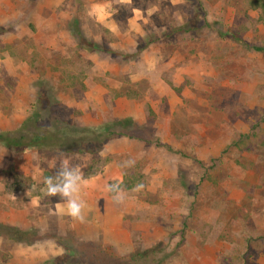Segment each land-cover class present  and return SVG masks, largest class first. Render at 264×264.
Instances as JSON below:
<instances>
[{
  "label": "rangeland",
  "instance_id": "374dc122",
  "mask_svg": "<svg viewBox=\"0 0 264 264\" xmlns=\"http://www.w3.org/2000/svg\"><path fill=\"white\" fill-rule=\"evenodd\" d=\"M41 108L129 136L94 156L0 145V218L11 192L42 201L23 241L0 229V264L55 242L93 264H264V0H0V131ZM62 159L102 169L84 223L47 206ZM117 183L121 204L106 190Z\"/></svg>",
  "mask_w": 264,
  "mask_h": 264
},
{
  "label": "trees",
  "instance_id": "16d2710c",
  "mask_svg": "<svg viewBox=\"0 0 264 264\" xmlns=\"http://www.w3.org/2000/svg\"><path fill=\"white\" fill-rule=\"evenodd\" d=\"M75 36L77 38V44L82 50L86 52L103 51L99 43L93 42L91 44H86L80 35L76 34ZM107 52L112 54L111 50ZM41 98L42 93L38 95L39 102ZM45 112L46 110L44 108L39 109L34 115L29 116L13 132L0 131V145L13 152L24 153L33 149H55L70 154L94 156L100 153L104 145L114 137L122 135L129 136L122 131L120 132L107 126H81L59 119L56 116H52L49 119L48 113ZM128 124H130V128L134 127L133 122L129 119L120 121L114 127L119 126V128H126ZM131 136L132 138H136L134 135ZM136 139L145 142L143 138ZM146 142H149V140H146ZM100 173H102V169H99V167L95 166V163H92L84 172L83 179L92 178ZM0 229H9L12 231L13 234L9 237L12 240L23 241V239L17 235V228L0 224ZM0 236H2L1 233ZM94 258V253L88 255L84 251L77 250L76 248L66 247L63 255L51 258L41 264H93ZM140 258H142L141 255Z\"/></svg>",
  "mask_w": 264,
  "mask_h": 264
},
{
  "label": "clouds",
  "instance_id": "9594fccd",
  "mask_svg": "<svg viewBox=\"0 0 264 264\" xmlns=\"http://www.w3.org/2000/svg\"><path fill=\"white\" fill-rule=\"evenodd\" d=\"M27 151V150H25ZM103 155V152H101ZM135 161H125L122 167H132ZM87 182L83 179L82 170L72 165L68 159H62L57 171L53 176L44 180V191L47 197H59L61 202L55 204V211L67 215L74 222L84 223L86 212L89 210L87 201L82 196V186ZM143 185H137L133 190H141ZM108 192L112 193V200L121 204L125 200L126 193L117 184L107 186ZM15 198V196H14ZM63 249L60 250V254Z\"/></svg>",
  "mask_w": 264,
  "mask_h": 264
},
{
  "label": "crops",
  "instance_id": "0c3cea01",
  "mask_svg": "<svg viewBox=\"0 0 264 264\" xmlns=\"http://www.w3.org/2000/svg\"><path fill=\"white\" fill-rule=\"evenodd\" d=\"M110 29H113V27H110ZM93 178L94 177L85 179L87 183L82 186V196L87 201L89 210H91L92 203L95 201V198L96 197L101 198V196H103L101 195V191L102 190L104 191V186L102 185L99 188V185L97 183L98 181H94ZM11 193L12 194L10 195L9 199H6L5 202L11 204L12 209H10V211L6 214L5 217L0 218V224L14 227L17 229H26L28 227L27 224L29 220L28 218L32 214L31 210H34V207L36 206H40V203L42 204L41 198L40 199L38 198L40 195L28 189L24 191L11 192ZM52 198L54 199H51L50 197V201H48L50 204L47 206H50L51 213L53 214V216L57 218L68 217L67 215L60 214L54 210L55 204L61 201L60 198L57 197H52ZM16 204L19 207L22 206V209L20 210L18 208L16 209L13 208L14 205ZM50 246H53V249L50 252H48V254L45 255L44 250L34 251L33 256L25 259L23 264H41L44 261H47L53 257L54 258L59 257L65 253V250L62 247H60L57 242L50 244ZM61 249H63L62 254H60ZM26 250L28 251L27 248L25 249L23 244H18L15 250L12 252V254L15 256V259H18V257L21 256L22 253L26 252Z\"/></svg>",
  "mask_w": 264,
  "mask_h": 264
},
{
  "label": "bare ground",
  "instance_id": "6f19581e",
  "mask_svg": "<svg viewBox=\"0 0 264 264\" xmlns=\"http://www.w3.org/2000/svg\"><path fill=\"white\" fill-rule=\"evenodd\" d=\"M113 240V239H112Z\"/></svg>",
  "mask_w": 264,
  "mask_h": 264
}]
</instances>
